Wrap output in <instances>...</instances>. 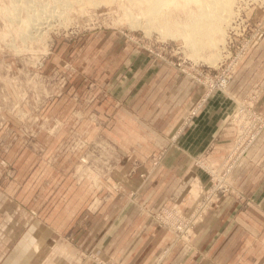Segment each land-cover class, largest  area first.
<instances>
[{
  "label": "rangeland",
  "instance_id": "obj_1",
  "mask_svg": "<svg viewBox=\"0 0 264 264\" xmlns=\"http://www.w3.org/2000/svg\"><path fill=\"white\" fill-rule=\"evenodd\" d=\"M14 1L22 4L18 5V10L11 7ZM25 2L29 4L26 6ZM173 2H168L159 16L146 23L148 0H0V264H4L17 240L23 239L28 232L44 235L41 226L31 227L34 221L58 225L59 236L74 248L82 264H122L110 254H102L104 245L87 246L79 235L90 230L95 213L114 192L121 190L122 182L115 172L124 158L121 144L127 141L118 142L119 131L113 126L111 115L117 108L127 107V100L122 96L130 88L131 75L127 71L143 66L151 58L181 73L176 69L179 64L215 67L226 54L225 35L231 21L221 22L225 29L221 44L220 34L216 33L213 36L214 41L218 40L217 47L196 48L179 29L191 19L199 22L200 7L195 0ZM232 4L231 19H245L244 24H248L253 39L240 52H235L241 46L238 39L230 48L237 59L242 54L232 77L239 66L245 64L235 89L246 91L234 98L249 102L253 111L264 114V98L261 97L264 79L254 78L260 72L257 63L248 64L247 59L242 63L260 35H264V22L260 20L264 19V0H234ZM15 11L18 14L12 17L19 19H9L8 15ZM30 13L40 19H32L28 25L22 20L26 21ZM25 29L28 33L20 32ZM216 52V61L209 63L208 58ZM248 81L250 85L246 86ZM197 85L201 89L197 97L200 100L207 90ZM226 93L229 94L228 88ZM230 99L227 102L229 110H220L221 114L214 115L216 118L211 123H216L217 117L234 118L232 112L236 103ZM107 110L113 111L110 116ZM211 133L207 132L209 137ZM261 136H264V129L260 130L256 141L261 140ZM128 142L133 144L131 140ZM166 145L146 160L133 157L128 177L137 175L141 183L146 182L162 164L167 150L175 147L168 137ZM143 166L144 170H140ZM229 184V192L208 202L199 220L179 237L173 228L166 226L169 219L153 215L173 209L185 216L199 211L201 201H196V196L189 211L182 212L166 201L149 211L150 219L174 237L150 264H169L178 248H191L194 230L217 198L233 197L239 207L256 201L251 195L236 191L231 179ZM140 191L141 187H137L127 193L126 208L141 206ZM263 224L264 219H260L257 226ZM48 247L41 242L32 243L36 264H47ZM197 252L200 264L208 258L215 260L213 264H236L241 258L246 260L245 264H264V227L260 231L248 230L243 244L235 250L221 245L215 249L200 248ZM206 262L204 264H208Z\"/></svg>",
  "mask_w": 264,
  "mask_h": 264
},
{
  "label": "crops",
  "instance_id": "obj_2",
  "mask_svg": "<svg viewBox=\"0 0 264 264\" xmlns=\"http://www.w3.org/2000/svg\"><path fill=\"white\" fill-rule=\"evenodd\" d=\"M260 20L264 22V19ZM263 28L264 25L262 31ZM245 59L248 64L257 63L260 72L254 78L264 79V35H260L242 63ZM244 65L239 66L229 81L228 92L233 97L246 91L235 89ZM127 72L131 75L130 88L122 95L127 100V107H119L111 115L113 126L119 131L118 142L127 141L121 144L124 158L121 159L120 169L115 172L122 182L121 190L105 201L92 218L90 230L79 237L87 246L104 245L102 254H110L122 264H150L161 249L173 242L174 237L150 219L149 211L163 201L182 212L189 211L196 196L194 186L198 177L189 155L205 154L206 159L218 165L233 146L235 132L221 117H217L216 123H211L216 118L214 115L221 114L220 110H229V97L213 93L181 131L178 146L167 150L162 164L154 169L146 182L141 183L137 175L128 177L127 170L133 157L146 160L166 148L168 135L195 105L201 89L169 64L151 58L143 66ZM261 82L264 84V81ZM245 85L249 86L250 82ZM261 97L264 98V94ZM230 100L233 101L232 98ZM112 112L107 110V116ZM208 131L212 132L210 137ZM130 140L133 144L128 142ZM140 170H144V166ZM231 174L233 188L251 195L256 201L239 207L233 197L217 198L213 208L194 230L191 248H178L169 264H200L197 259L200 248L215 249L223 245L235 250L243 244L248 230L260 231L264 227V224L257 226L260 219H264V136L256 141L248 156ZM137 187H141V206L126 208L127 193ZM37 225L44 229V235L35 236L28 232L23 239L17 240L4 264H36V257L31 252V245L35 242L49 245L47 264H82L74 248L59 236L58 225H42L34 221L31 227ZM207 235L211 236L209 240H206ZM92 240L94 242L90 243ZM205 260L207 262L203 264L216 263L212 258ZM245 262L241 258L236 264Z\"/></svg>",
  "mask_w": 264,
  "mask_h": 264
},
{
  "label": "built area",
  "instance_id": "obj_3",
  "mask_svg": "<svg viewBox=\"0 0 264 264\" xmlns=\"http://www.w3.org/2000/svg\"><path fill=\"white\" fill-rule=\"evenodd\" d=\"M230 21L231 23L228 25L225 35L227 37L225 44L226 54L218 65L215 67H203L197 63H191L189 65L179 64L178 68H176L181 74L192 79L194 83L197 82L204 86L207 91L204 97L196 101L191 110L182 118L176 131L171 136H168V141L171 145L178 146L177 140L181 131L187 122L196 115V112L201 108L206 97L211 94V92L216 91L224 93L227 97L235 100L236 103L235 110L232 112L234 118L230 119V116L229 120L226 118L224 120L226 123L232 124L235 128L233 137L234 145L224 160L216 165L206 159L205 154H197V156L189 155L193 161L192 167L198 175L195 190L197 194L196 201H201L199 204V211H193L191 214L185 216L180 214L178 210L173 209L168 213L165 212L153 215L156 217L159 216L158 218L160 219H169L165 224H167L166 226L168 228H173L178 237L179 234H184L186 228L189 230L191 226L199 220L205 212V208L208 207V202L212 201L217 195L227 194L229 192V181L232 171L243 159L245 153H248L253 147L260 130L264 129V114L253 111L249 102L236 101L234 97L226 93L229 81L235 69L234 66L242 56V54H240L237 59L232 55L233 52L230 49L231 45L238 39L241 46L235 52H240L253 41L252 36L249 34L248 24H244L245 19L234 17ZM240 25H243L241 29ZM258 122H262V124H257ZM172 219L178 221H171Z\"/></svg>",
  "mask_w": 264,
  "mask_h": 264
},
{
  "label": "bare ground",
  "instance_id": "obj_4",
  "mask_svg": "<svg viewBox=\"0 0 264 264\" xmlns=\"http://www.w3.org/2000/svg\"><path fill=\"white\" fill-rule=\"evenodd\" d=\"M23 1H26V0H23ZM72 0H70L71 2ZM149 1V4H148V12H149V17L147 18V21L146 23H150L153 21L154 17L156 16H159L158 14H160L159 12L162 11V9H164V6H167V3L168 2H173L174 0H148ZM198 4V7H200V13H199V22L202 20L203 22L199 23V22H195L194 20L191 19V22L187 23L186 25H181V29H179L180 31V34L184 35L185 38H187L190 43V45H192L193 47H196V48H201V47H204L205 45L207 46H212V47H217L218 45V40L217 41H214L216 39H214V36L216 33H219L220 34V37L221 39H219V43L221 44L223 41H224V34H225V29L222 28L223 25H221V22H226L227 20H231V14L234 12L232 11L231 9V5H233L232 3L234 2V0H195ZM20 2V1H19ZM28 2V1H27ZM27 2H25L26 6L29 4H27ZM69 2V0H68ZM11 3H13V1H11ZM16 1H14V4L11 5V7L13 6V9H17L18 10V5H20L19 3L18 4H15ZM174 3V2H173ZM237 3V2H236ZM25 4H23V6H25ZM65 4H68V3H65ZM64 5V3H63ZM22 6V4H21ZM31 6V5H30ZM68 6V5H66ZM236 6V5H235ZM22 8V7H21ZM11 10L14 12V10ZM164 11V10H163ZM11 12L12 14L8 15V18L10 16L9 19H16L19 17H16L18 14L17 11H15L16 13H13ZM61 12V11H60ZM35 13V12H34ZM52 13V12H51ZM16 15L14 17V15ZM31 14V13H30ZM38 14V13H37ZM62 14V13H60ZM235 14V13H234ZM35 15V14H34ZM46 15V14H45ZM134 15V14H133ZM6 16V15H5ZM7 17V16H6ZM34 16L29 15L27 20L25 21L22 20V22H26V24H31L32 21L34 19H38L39 17H37L35 15V17L37 18H33ZM43 17V15L41 16ZM133 17V16H132ZM167 18V17H166ZM33 19V20H32ZM40 19V18H39ZM38 19V20H39ZM45 19V18H44ZM43 20V19H42ZM226 20V21H225ZM20 21V20H19ZM37 21V20H35ZM41 21V20H40ZM39 21V22H40ZM135 21V20H133ZM188 22V20H187ZM228 22V21H227ZM42 23V22H41ZM179 23V21H178ZM229 23V22H228ZM227 23V24H228ZM16 24V23H15ZM136 24V23H135ZM176 24H177V21H176ZM23 24L21 23L20 24V27L22 29H24L22 26ZM39 25V24H38ZM37 25V26H38ZM148 25V24H147ZM180 25V24H179ZM27 27V26H25ZM21 29V30H22ZM28 29V27H27ZM27 29H25V31H20L22 33H26L27 32ZM35 29V28H34ZM37 29H40V27L38 26ZM20 30V29H19ZM36 30V29H35ZM40 31V30H39ZM43 31V30H42ZM21 33V34H22ZM24 33V34H25ZM28 33V32H27ZM39 33V32H38ZM29 35V34H28ZM24 37V36H23ZM31 38V37H30ZM216 38V37H215ZM217 52L214 53L212 56H210V58H208V62H214L216 61L217 59Z\"/></svg>",
  "mask_w": 264,
  "mask_h": 264
}]
</instances>
